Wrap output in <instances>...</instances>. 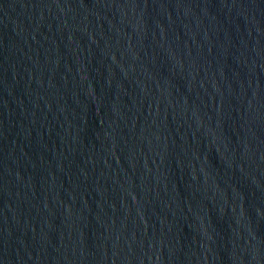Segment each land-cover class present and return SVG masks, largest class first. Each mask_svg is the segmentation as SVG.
<instances>
[{
  "label": "water",
  "instance_id": "water-1",
  "mask_svg": "<svg viewBox=\"0 0 264 264\" xmlns=\"http://www.w3.org/2000/svg\"><path fill=\"white\" fill-rule=\"evenodd\" d=\"M0 264H264V0H0Z\"/></svg>",
  "mask_w": 264,
  "mask_h": 264
}]
</instances>
